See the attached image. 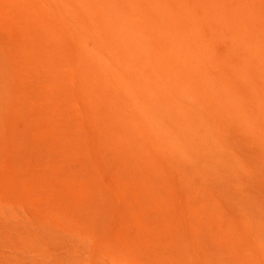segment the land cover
Instances as JSON below:
<instances>
[{"label":"bare ground","instance_id":"1","mask_svg":"<svg viewBox=\"0 0 264 264\" xmlns=\"http://www.w3.org/2000/svg\"><path fill=\"white\" fill-rule=\"evenodd\" d=\"M37 106L88 156L107 136L145 162L167 217L137 230L157 264H264V0H0L1 157ZM16 209L0 194V264H111L55 255L76 232L42 215L23 254Z\"/></svg>","mask_w":264,"mask_h":264},{"label":"rangeland","instance_id":"2","mask_svg":"<svg viewBox=\"0 0 264 264\" xmlns=\"http://www.w3.org/2000/svg\"><path fill=\"white\" fill-rule=\"evenodd\" d=\"M17 15L21 17L19 13ZM13 117L16 129L5 141L8 154L0 156V176L3 178L0 194L19 209L25 207L27 213L23 208L16 209L20 211L22 223H14L11 234L6 229L10 234L9 242L17 246L20 242L29 244V250L23 254H31L35 240L27 231L39 225L42 215L48 223L53 220L76 232L72 236L73 242L71 236L64 238L68 251L57 239L51 241L55 242L51 247L57 256L67 257L66 253L71 252L73 258H82L85 263L92 257L108 261L106 256H111V264H131L130 261L135 259L141 264L147 261L157 264V257L148 246L158 243H148L137 230L141 223L150 234H156L155 224L164 225L167 217L158 205L160 199L156 193L159 187L151 179L145 162L138 155H131L126 145H121L122 155L117 156L107 136L99 140L98 148L93 143L95 155L88 156L83 132L43 112L38 106L33 111L20 110ZM130 148L137 152L136 146L131 144ZM107 189H111L109 193ZM11 211H14L13 207ZM207 222L214 226L210 217ZM18 226L20 234L15 232ZM51 247L49 245L48 250ZM32 255L23 256L26 264H34L35 252Z\"/></svg>","mask_w":264,"mask_h":264}]
</instances>
